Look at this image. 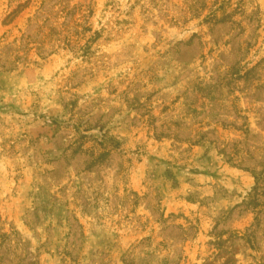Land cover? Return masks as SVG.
I'll list each match as a JSON object with an SVG mask.
<instances>
[{"label":"rangeland","instance_id":"374dc122","mask_svg":"<svg viewBox=\"0 0 264 264\" xmlns=\"http://www.w3.org/2000/svg\"><path fill=\"white\" fill-rule=\"evenodd\" d=\"M0 264H264V0H0Z\"/></svg>","mask_w":264,"mask_h":264},{"label":"trees","instance_id":"16d2710c","mask_svg":"<svg viewBox=\"0 0 264 264\" xmlns=\"http://www.w3.org/2000/svg\"><path fill=\"white\" fill-rule=\"evenodd\" d=\"M261 175V174H260ZM258 178H256V180H257Z\"/></svg>","mask_w":264,"mask_h":264}]
</instances>
